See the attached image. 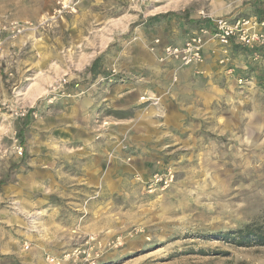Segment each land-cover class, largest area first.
<instances>
[{"label": "rangeland", "instance_id": "1", "mask_svg": "<svg viewBox=\"0 0 264 264\" xmlns=\"http://www.w3.org/2000/svg\"><path fill=\"white\" fill-rule=\"evenodd\" d=\"M56 7L0 0V264H264V41L161 53L264 0Z\"/></svg>", "mask_w": 264, "mask_h": 264}, {"label": "built area", "instance_id": "2", "mask_svg": "<svg viewBox=\"0 0 264 264\" xmlns=\"http://www.w3.org/2000/svg\"><path fill=\"white\" fill-rule=\"evenodd\" d=\"M79 0H57V7L54 9L53 16L63 15L64 13H74L77 10ZM263 25L264 21H257L250 18H226L216 16L209 18L208 27L200 29L188 36L179 43H168L161 46L163 58L176 61L180 66H189L200 63L203 60L204 48L208 38L217 40L223 44L235 41L245 46H252L264 41V34L258 29V25ZM22 24L6 26L0 25V43L4 41V33L15 35L24 30ZM10 37V36H9ZM159 40L156 39L155 43ZM241 81V79H240ZM85 251L75 248L72 252H64L59 255L47 254L44 258L45 264H74L76 261L88 260L91 258H80ZM86 256H89L87 253ZM93 263V261H92ZM91 264V262H90Z\"/></svg>", "mask_w": 264, "mask_h": 264}]
</instances>
